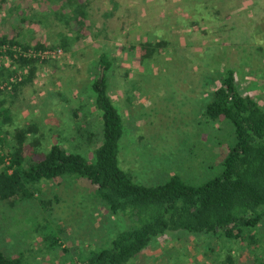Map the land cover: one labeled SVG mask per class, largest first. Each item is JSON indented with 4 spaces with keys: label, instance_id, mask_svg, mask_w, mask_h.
<instances>
[{
    "label": "rangeland",
    "instance_id": "1",
    "mask_svg": "<svg viewBox=\"0 0 264 264\" xmlns=\"http://www.w3.org/2000/svg\"><path fill=\"white\" fill-rule=\"evenodd\" d=\"M260 1L87 0L86 25L78 31L45 6L33 21L19 22L6 0L0 20L9 22L0 32H20V40L48 46L63 33L72 44L65 50L56 42L61 55L39 62L32 83L17 97H6L13 117L9 138L15 125L35 120L42 144L58 139L92 158L102 122L89 81L95 60L105 51L112 59L109 93L123 119L120 165L147 184L172 174L195 185L205 182L221 171L235 140L229 120L204 115L209 92L218 83L215 70L224 64L236 68L241 92L264 106V30L256 29L252 44L246 32L251 18H262L255 15L257 7L264 16ZM23 4L26 12L32 9L28 0ZM147 40L159 44L142 58ZM40 185L35 196L16 205L0 200V250L20 254L24 264H75L126 227V218L110 213L84 177L68 175ZM252 233L259 241L247 245L248 238L228 241L210 233L170 231L154 238L130 264H255L264 245V217Z\"/></svg>",
    "mask_w": 264,
    "mask_h": 264
},
{
    "label": "trees",
    "instance_id": "2",
    "mask_svg": "<svg viewBox=\"0 0 264 264\" xmlns=\"http://www.w3.org/2000/svg\"><path fill=\"white\" fill-rule=\"evenodd\" d=\"M5 1L0 0V12ZM24 1L10 0V11L19 14V22L33 21L34 16L44 13L40 8L45 6L60 16L70 30L74 27L80 31L86 25L87 0H28V8L32 9L27 12ZM259 11L262 10L257 7L255 15H261L260 20L254 22L251 18L257 30L264 25V16ZM8 22L2 19L0 26ZM252 35L256 37L255 30ZM18 36L20 32L11 35L0 32V44L41 49L55 47L59 42L65 50L72 45L63 33L49 46L42 42L31 44ZM158 44L145 41L142 58H149ZM16 60L19 66H27V72L12 83L11 89L0 90V200L16 205L35 196L43 180L68 175L84 177L92 186V195L110 213L121 214L127 220L126 227L113 233L104 246L92 249L75 264H130L154 238L177 230L210 233L228 241L248 238L247 245L259 241L252 231L264 217V106L254 96L241 92L236 68L224 64L215 70L218 83L209 92L204 111L207 119L225 118L233 125L235 140L222 158L221 171L197 185L179 174H172L161 183L147 184L137 180L131 169L120 165L123 119L109 93L107 71L112 59L105 51H100L95 60L97 66L89 81L91 101L102 122V137L92 158L68 149L58 139L42 144L44 135L35 120L15 125L9 138L8 125L13 123V117L5 104L6 97H17L23 86L32 83L39 66L38 58L19 56ZM10 73L11 69L1 67L0 82ZM262 247V255L255 264H264ZM232 260L233 257L229 258ZM0 264L24 263L20 254L0 250Z\"/></svg>",
    "mask_w": 264,
    "mask_h": 264
},
{
    "label": "built area",
    "instance_id": "3",
    "mask_svg": "<svg viewBox=\"0 0 264 264\" xmlns=\"http://www.w3.org/2000/svg\"><path fill=\"white\" fill-rule=\"evenodd\" d=\"M10 51V52H9ZM62 53L60 47H46L35 49L23 48L21 44H0V68L11 69L12 73L4 77L0 82V90L11 89L12 83L22 79V74L27 72V66H19L17 57L38 58L39 62L58 58ZM14 70V71H13Z\"/></svg>",
    "mask_w": 264,
    "mask_h": 264
},
{
    "label": "crops",
    "instance_id": "4",
    "mask_svg": "<svg viewBox=\"0 0 264 264\" xmlns=\"http://www.w3.org/2000/svg\"><path fill=\"white\" fill-rule=\"evenodd\" d=\"M250 28L251 29V31L250 30H248V28ZM246 28H247V30H246V32H248L249 33V36H250V41L248 42L249 44H252V33H253V31L255 30V32H256V26L255 27H253L252 28V22L250 23V24H247L246 25ZM261 29H262V31L264 30V25H261ZM262 32H260V36H261V38L264 40V37H263V34H261ZM247 36V35H246ZM247 38H248V36H247ZM248 40V39H247ZM246 40V41H247ZM254 51V50H253ZM254 54H255V52H251V56H254ZM250 55H249V58H250ZM254 58H256V57H254ZM256 60V59H255ZM256 62H257V60H256ZM256 64V63H255Z\"/></svg>",
    "mask_w": 264,
    "mask_h": 264
}]
</instances>
